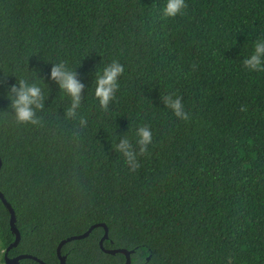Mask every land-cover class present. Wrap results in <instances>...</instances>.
Listing matches in <instances>:
<instances>
[{
	"label": "trees",
	"instance_id": "obj_1",
	"mask_svg": "<svg viewBox=\"0 0 264 264\" xmlns=\"http://www.w3.org/2000/svg\"><path fill=\"white\" fill-rule=\"evenodd\" d=\"M0 0V192L20 242L8 256L46 264H264V72L243 59L264 39V0ZM125 71L103 111L96 72ZM64 62L85 85L79 119L50 78ZM195 64L194 71L192 65ZM41 87V123L17 124L8 91ZM182 97L178 119L161 96ZM241 106L247 111L241 112ZM153 133L130 172L114 150L135 129ZM0 197V264L16 240ZM108 230L106 234L105 226ZM20 264H42L24 258Z\"/></svg>",
	"mask_w": 264,
	"mask_h": 264
},
{
	"label": "clouds",
	"instance_id": "obj_2",
	"mask_svg": "<svg viewBox=\"0 0 264 264\" xmlns=\"http://www.w3.org/2000/svg\"><path fill=\"white\" fill-rule=\"evenodd\" d=\"M188 5L186 0H166L162 9L163 18L174 19L184 15ZM243 67L250 72H264V39H256L253 42L252 53L243 59ZM196 65L192 68L195 71ZM125 68L122 63L112 60L96 72L94 96L99 107L107 112L110 104L116 100L120 88V78ZM75 70L69 68L64 62L53 64L50 70V78L55 81L60 90L70 97V106L65 111L67 119H79L81 127L87 126V119L79 113L82 105V92L85 85L77 78ZM8 97L11 101L17 124H32L39 126L41 119L37 116L38 110H43L45 96L35 82L29 83L26 79H19L17 84L10 86ZM166 108L171 109L173 114L180 120L187 122L191 118L190 112L185 110L182 97L175 92H168L161 96ZM241 112H246V106H241ZM135 147L128 135H124L118 143L114 144V150L124 158V163L130 172L135 173L140 167V157L150 155L149 145L153 143V133L148 125H140L135 129Z\"/></svg>",
	"mask_w": 264,
	"mask_h": 264
},
{
	"label": "water",
	"instance_id": "obj_3",
	"mask_svg": "<svg viewBox=\"0 0 264 264\" xmlns=\"http://www.w3.org/2000/svg\"><path fill=\"white\" fill-rule=\"evenodd\" d=\"M0 167H1V160H0ZM0 197L2 198V200H3L4 204L6 205V207L11 212L10 224H11V227H12L13 232L16 235L15 242L13 244H11L7 248V251H6V254H5L6 263L7 264H20V260H22L24 258H34V259L38 260L40 263L46 264L41 259L37 258L36 256L30 255V254H22V255H19L17 257H13V258H11V257L8 256L9 250L12 247L17 246L18 243L20 242L21 235H20V231L18 230V228L16 226V215H15V212H14L11 204L8 202V200L5 198V196H4V194L2 192H0ZM99 225L105 226L104 224H99ZM94 227L95 226H93L92 228H90L87 232H85L82 235L69 237V238H67L66 240H63L60 243L59 248H58V254L60 256L61 264H66V258H65V256H62L61 255V247H62V245L64 243H66L67 241H70V240H73V239H80V238H84V237L89 236V234L91 233V231L93 230ZM105 228H106V226H105ZM107 236H108V230L106 228V234H105L104 238H106ZM106 252L112 253V254H115V253H124L126 255V258H127L126 264H131V251H129L127 249H123V248L122 249H106Z\"/></svg>",
	"mask_w": 264,
	"mask_h": 264
}]
</instances>
